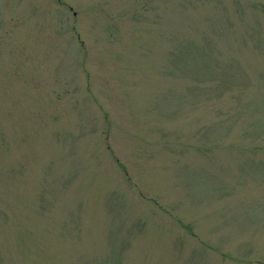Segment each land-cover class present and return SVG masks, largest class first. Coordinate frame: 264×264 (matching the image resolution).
Instances as JSON below:
<instances>
[{"label":"rangeland","instance_id":"1","mask_svg":"<svg viewBox=\"0 0 264 264\" xmlns=\"http://www.w3.org/2000/svg\"><path fill=\"white\" fill-rule=\"evenodd\" d=\"M0 264H264V0H0Z\"/></svg>","mask_w":264,"mask_h":264}]
</instances>
